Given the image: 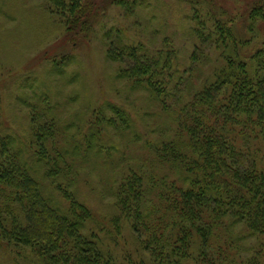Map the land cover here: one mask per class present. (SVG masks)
I'll use <instances>...</instances> for the list:
<instances>
[{
    "label": "rangeland",
    "instance_id": "obj_1",
    "mask_svg": "<svg viewBox=\"0 0 264 264\" xmlns=\"http://www.w3.org/2000/svg\"><path fill=\"white\" fill-rule=\"evenodd\" d=\"M57 1L0 0V132L14 138L13 155L31 168L48 203L60 209L71 199L84 204L93 216L88 227L108 252L145 259L142 242L148 233L133 232L122 218L119 228L112 222L120 214L118 189L128 175H140L146 191L140 207L145 224L150 233L168 234L163 209L183 185L151 148L188 139L178 121L224 63V47L211 31L213 18L231 20L239 34L249 35L243 28L250 10L257 6L263 12L264 0H60L64 8ZM75 2L82 7L77 12L83 14L80 24L66 8ZM254 29L250 44L256 48L264 40V18L255 21ZM132 53L143 62L166 65L167 91L172 93L166 102L128 77ZM40 125L54 127L55 146L46 142L51 156L69 151L54 180L27 147ZM233 140L242 145L240 138ZM223 223L204 248L192 238L189 263L178 257L172 261L247 264L258 259L263 264L259 242L248 235L242 239L241 225ZM26 258L31 259L0 247V264H14L15 259L28 264Z\"/></svg>",
    "mask_w": 264,
    "mask_h": 264
},
{
    "label": "trees",
    "instance_id": "obj_2",
    "mask_svg": "<svg viewBox=\"0 0 264 264\" xmlns=\"http://www.w3.org/2000/svg\"><path fill=\"white\" fill-rule=\"evenodd\" d=\"M56 5L65 7L60 0ZM66 8L73 13V22L80 24L83 14L77 15L82 9L79 2ZM262 18L264 11L260 8L250 10L249 23L243 28L249 35L239 34L236 25H229L231 20L213 18L211 31L224 47V63L211 82L193 96L178 121L177 128L188 139L164 142L161 149L151 148L173 167L183 185L163 209L169 218L168 234L150 233L145 224L140 207L146 191L140 175H128L118 189L120 214L112 222L119 228L122 218L133 232L148 233L142 242L145 259L140 255L132 258L127 252L122 258L108 252L89 229L93 216L84 204L71 199L62 210L48 203L31 168L13 155L14 138L1 132L0 247L29 254L28 264H180L171 257L189 263L195 249L190 244L192 238L198 239L199 249L208 246L213 231L224 221L235 227L241 225L245 234L241 238L248 235L256 239L264 250V40L256 48L250 44L254 23ZM131 57L128 77L145 84L158 100L166 102L172 94L167 91L170 77L164 76L166 65L158 60L143 62L134 53ZM113 110L123 120L120 111ZM53 130L46 125L34 128L27 146L46 166L45 174L52 180L64 169L69 154L65 149L54 151L52 156L47 152L48 140L51 148L55 146ZM233 137L240 138L242 145L238 146ZM88 145L92 148L89 141ZM21 247L28 253L19 250ZM178 252H183L182 256ZM13 261L20 264L17 259ZM257 262L254 259L247 264Z\"/></svg>",
    "mask_w": 264,
    "mask_h": 264
}]
</instances>
